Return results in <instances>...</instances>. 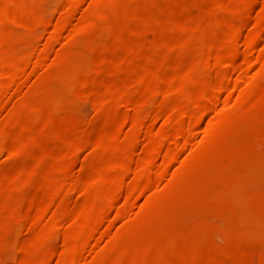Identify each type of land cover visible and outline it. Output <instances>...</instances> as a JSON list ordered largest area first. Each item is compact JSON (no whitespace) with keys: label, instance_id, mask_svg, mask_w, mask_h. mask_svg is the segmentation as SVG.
I'll return each instance as SVG.
<instances>
[{"label":"rangeland","instance_id":"374dc122","mask_svg":"<svg viewBox=\"0 0 264 264\" xmlns=\"http://www.w3.org/2000/svg\"><path fill=\"white\" fill-rule=\"evenodd\" d=\"M61 1L62 0H37V2L44 4L46 12L52 14V16L59 13V4ZM89 1L93 4L91 2L90 4ZM156 1L160 3L163 0H148L150 4H153V2L156 3ZM179 1L182 4V8H184L180 10L181 12L179 11L180 14H178L179 12L177 14H146L142 20L146 22H134V25L140 23L146 26L148 25L147 27L149 30L147 32L150 31L139 41L136 37H131L132 35L129 33L124 35L118 34L117 38L120 40L124 38L128 41L130 40V43L132 42L131 44L151 54L152 47L150 45V40L152 34L167 26L166 28L170 27L172 31L178 32V34L177 32H175L176 34L173 32L174 38L176 35L178 37L180 34L178 38L187 37L185 39H188L185 33H190L192 41L198 42L197 48L199 51V49L201 50L203 47L202 42H208L210 45H215L217 43L216 40L212 38L207 41L199 42L197 35L199 31H202V28L204 31L215 32L216 30V32L219 33L224 30L227 23H234L235 19H237L235 23L239 25L245 21L247 23L245 27H241L240 36L238 35L235 38L236 41L234 40V47L237 49L239 56H241L244 45V38L242 36H246L247 32L255 31V25L258 22L260 23L264 16V0H208V2L196 3L191 12L186 11V7L188 6L186 0ZM99 7L100 5L96 4L93 0H87L83 9L80 10L81 12L77 16L78 18L73 20V26L75 25L74 27H82V29H84L87 26L86 23L88 20L92 21L95 19ZM82 16L91 19L88 18L86 22L82 19ZM220 16H223V18ZM113 19L114 18L110 19V25L112 26L116 24V21L112 22ZM172 19L177 26L171 21ZM189 19L194 20L190 22ZM171 22L172 24H170ZM218 25H220L221 28ZM73 26L71 25V27ZM71 27V30L67 29L62 32L56 40L49 44H47L49 36L48 29L40 28L30 34L29 37L27 36L26 40L13 42L11 44L12 46L10 45V48H8V50H10L9 58H11L13 54L26 52L30 54V60H34L38 52L45 47L46 59L44 63L37 66L33 72L29 74V79L27 76V79L25 78L26 81H24V79V82H21L23 85L25 83V85L23 86L21 84V89L19 92H16L19 93V95L15 94V96L13 94V97H8L9 100H7L5 107L0 113L1 118L3 115L2 113H7L8 109H11V103L13 101H19L18 97H25L24 99L22 98L23 100L20 99V101L24 103V106H22L23 110L20 108V114L18 113L17 120L20 122L16 120V117L4 121L6 124H4V138H2V142L4 143L0 144V194L7 197L6 199L8 200L6 203L9 205V208H7L6 211L0 209V220H2L6 214V220L7 216H9L10 219L14 214L22 215V212L25 211V206L15 205V203L24 185H27V183H35L39 179V176V180H43L42 178L45 177L47 179L48 177H53L52 174H55V178L57 177L56 175H59L58 178L60 181L57 180L60 183L63 181L65 187L62 188L63 190H61V192L59 191L60 193L58 192V194L51 197L46 208H37L38 211L28 216L27 220L23 218L24 220L22 219V222L20 221L21 223H18L17 226L12 225L14 227H9L11 229H8V226L4 227L5 232L0 239H3V237L5 239V236L6 239H1L0 241V264H22L26 260L29 261L30 259L34 260L38 257H42L40 255H43L44 251L47 253L53 249V251L61 249L64 254V252L70 250H68V246L67 248L63 247L64 245L61 243V234L66 231V229L67 231L70 229V234L73 232L72 236L75 235L76 237L73 241L75 244L71 241L72 245H78L83 229H80L77 225H72L74 213L71 212L67 216H63L59 213L60 210L58 211L59 207H57V209L55 206L58 205L62 208L63 206H68L69 204L72 206L73 204L75 208L73 206L72 208L74 211H77L79 207L87 205L89 201L92 202V199L99 194V191L105 189L102 185H106L107 183L105 182L107 181L102 178L105 177L108 182L115 183L120 177V173H116L113 169H108L105 163L107 166H116L117 164V166H119L123 163V165H125L132 162L131 164L133 165H130L135 170L138 166L137 155L140 154L139 156H142L145 154L147 143L155 144L154 142L157 141V139L158 141L156 143L161 141L157 136L159 132L156 131L169 129L174 123L171 120L176 119L175 114L166 115L164 117L165 119L163 116L154 117L157 107L166 98L161 94L150 97L148 94H144L145 96L142 95L141 97H145L146 99H144L146 102L143 108L140 107L142 108L141 110L132 111L131 109L130 112L126 111L127 113L129 112L128 114L126 113V119L118 126L119 131H117L120 133H117L118 139H113L114 137L111 138L113 126H107L99 131L95 140L92 139L88 142H78L74 140V149L71 154L67 153L69 144L62 139H58V137H54V139L52 138L51 140H42L37 143V145L35 144V146L31 145L25 152L22 151L26 157L21 153V160H16L18 158L14 160L13 157V159L9 158L11 156H9L8 149L11 147L9 145H12V141L14 140H12V138L14 137L16 139L17 145H15L18 149L19 145L24 143V141H22L24 138L22 137L24 133H26V128L30 125L35 132H38V130L42 132L44 128L52 125L55 128L53 129L58 131L59 134H72L75 136L80 133V131L88 128L99 114V108L102 114L109 109H117L125 112V102L129 99L132 100L136 98L135 93L143 92L145 89H142L145 87L143 84H148L151 81L149 80L151 76L155 77L159 75L163 81L167 82L173 80V75L174 79H176L178 75L180 76L187 72L186 70L188 67H184L183 69L172 63L171 67L169 66L167 70L158 71L156 67L154 68V64L157 65L159 58H154V56L151 55L142 60L130 59L127 61L121 67L122 74L124 73V75L120 78L123 80L120 78L111 79L110 76H106L100 82L91 83L90 77L93 74L92 72L97 68L94 64V59L100 49L108 43L111 37L109 32L110 27L106 26L104 29L92 35L88 34L89 29L84 30L85 32L82 37H80L77 43L73 44L74 46L68 42L70 39L68 35H73L72 31H74L72 30L74 27ZM176 27L177 29L180 27L181 30L180 28L179 31L177 29L175 30L174 28ZM128 37H130V39ZM174 38H169L170 44L175 43L176 38ZM173 39L174 41H172ZM263 45L264 41L260 42L255 50L253 49V52L251 51L247 56H242V58H249L247 60L251 62L258 57H264V53H262L264 51ZM251 53L252 55H250V57L249 54ZM257 53L258 56L256 57ZM116 54H118V50L115 51V55ZM239 56L237 61L240 64L242 61ZM193 60L195 66L199 62V57L196 56V59L194 57ZM193 60L191 63L192 66H190L192 68L194 67ZM244 61L245 58L243 59V62ZM190 67L189 69H191ZM149 68L152 69L150 70ZM256 69L257 65L246 70L247 72L238 71L234 73L235 75L232 74V76L234 75V77H232L233 79L235 77L238 78L237 84H239L230 92L221 93L220 101L215 107V111L212 110L203 117L199 127L194 130V135H191L190 144L185 148L181 147V145L183 146V141L178 139L177 145L178 143L180 144V147L178 146L180 150H176L180 152L175 154L174 162L172 161L173 163H171V166L161 174L162 176L160 175L161 177L152 178L149 182L140 181L141 183L147 184L144 185L145 187L142 190L136 193L131 206L123 209L121 202L119 203L118 201L113 208L106 211L102 222L94 233V237L85 246V249L81 252L82 254L78 256L77 262H74V264H179L180 258L178 257L176 259L162 258V254L168 249V243L172 240L176 241L177 251L180 255V252H185L184 249L187 248L197 236L200 237L199 234L204 236L209 234L210 231L212 233H217L220 239L211 247L213 250L211 249L209 262L207 261L208 263L205 264H259L260 261L264 260V77L258 79L255 78L254 75L253 79L252 75L254 71L256 73ZM154 70H156L155 73ZM139 74L140 76L144 75L142 76L144 77L143 84H141L142 82H138L135 78V76ZM149 74H151L150 78H148ZM167 74L169 75L167 76ZM239 75H242V77ZM131 76H134V78ZM252 80L255 83L252 82ZM113 82L114 84H112ZM27 83V86H31V88H35L37 85V87H41L44 83H50L58 90L61 94L59 98L60 102L57 105L59 108L52 116L47 117L46 115L49 109V98L47 95L39 92L37 94V92H35L36 95L34 94V96L33 94L32 96H24L23 93V96H21L22 94L20 91L23 87V91L27 90ZM252 83L254 84V90H256L254 100L249 104L240 103L237 100L238 94L240 91H244L246 87L252 85ZM108 86L112 88L109 89ZM188 87L190 89L195 88L191 84L190 86L188 85ZM84 88H89L95 94L101 96L102 101L99 105H97L92 97L78 94V91L80 89L84 90ZM116 92L125 95L115 103H112V105H109L111 94ZM16 97L18 98L17 100ZM47 99L48 101L46 103ZM24 100L27 102H24ZM166 100L170 105H173L177 101V97L171 95ZM25 108H27V111L38 109V112L28 117V112L27 114L26 112H24L25 114L21 113L26 111ZM19 115L20 117L22 115L21 120ZM136 117H141L140 119L143 118V121L145 120L146 123L144 122L143 124L145 127H143L142 132L138 133L134 147L126 149L119 141L124 143L125 140L123 137H126L127 132L132 128L131 123L134 120L133 118ZM163 120L169 122L166 121L164 124L162 123ZM22 121L26 124L25 126ZM13 122L17 123L16 126L18 123H20V125L14 127L15 124ZM211 125L217 126V133L208 139L203 135L206 134L209 128L208 126ZM145 128H148L153 134L156 132L155 135L151 136L152 132H150V135L144 132ZM119 136L123 139L121 140L120 138L119 140ZM153 137L155 138L153 139ZM146 140L148 142H146ZM94 142L97 143L94 144ZM116 142L119 143V148ZM22 144L20 146H22ZM114 144L117 146L113 148ZM145 145L146 147L144 148ZM120 147H122L123 150ZM36 148L39 150V153L42 154L39 158L46 160H42L45 163L41 164V162L38 161L40 159L37 158L38 160L35 159L37 161L34 160L33 162H39L41 165H36L32 162L34 166L31 165L26 167L24 164L25 161L32 160L33 155H31L32 153L30 152H32V149L37 151ZM115 148L117 149L116 151ZM142 150L144 152H142ZM44 153H47V155ZM28 154L31 158L28 157ZM134 156L136 157L134 158ZM131 157H133V159ZM134 159H137V161H134ZM98 162L102 167L99 166ZM22 164L24 166H22ZM62 165H67L65 167L66 170L62 171L59 167L61 166L65 169ZM83 167L87 172L84 171L85 169ZM86 167L92 170H87ZM24 168L26 169L23 171ZM101 168L106 169L102 170ZM131 174L130 172L126 176L123 175L122 177L124 178L120 177L122 178L121 180L124 179L123 183L127 184L130 182V177H132ZM78 175H82L81 184L83 185L80 184V188L70 187V181L75 180ZM11 177L14 180L12 181L14 183H12L13 186L11 185L9 188L4 187L3 191L2 183H5L6 179ZM101 181L102 183L105 182L102 184ZM93 185L94 188L91 187ZM66 186L69 187L67 188ZM87 186H90V189H84ZM86 190H89V193ZM84 192L87 194H84ZM90 192H94V194ZM144 201L147 202L144 203ZM37 207H41V205ZM118 210L121 211L120 215H116V211ZM49 224H53L52 232L47 236L40 235L39 232L42 228H51ZM213 225H215L214 228L212 227ZM33 231H35L36 234ZM143 234H147L155 240L158 239L159 244L152 245V247L148 248L137 246L131 248V238L133 239L135 236ZM59 251L56 252L62 254V251ZM54 260L55 258L47 264H54L56 261Z\"/></svg>","mask_w":264,"mask_h":264},{"label":"bare ground","instance_id":"6f19581e","mask_svg":"<svg viewBox=\"0 0 264 264\" xmlns=\"http://www.w3.org/2000/svg\"><path fill=\"white\" fill-rule=\"evenodd\" d=\"M93 1L96 4L100 5L98 12H97V15L94 19L95 21L94 20H92V21L88 20L89 17H87V18H85L83 16H82L83 18L80 17V18L84 19L86 22L88 20V22L86 23L87 26L84 29H82V27L81 28L80 27H74L75 25L73 26L72 22L75 18H78L77 16L81 12L80 10L83 9L87 0H62L59 4V13L55 16H52V14H48V12H46L44 4L41 2H37V0H0V113H1V110L5 107V103H7V100H9L8 97L9 96L13 97L15 94L19 95V93H16V92L17 91L19 92V90L21 89V87L23 85L21 82L26 81L27 76L29 79V74H31L37 66L44 63L45 59H46L45 47L42 48L38 52V54L36 55L34 60H30V54L26 53V52H22L19 54H13L11 56V58H9V51L10 50H8V48H10V45L13 42L26 40L27 36L29 37L30 34L34 33L36 30H38L40 28L41 29H46V28L48 29L49 36H48L47 44H49L52 41L56 40L62 34V32L66 31L67 29H70V27L72 25L74 27V28L71 27V28H73L72 30H74V31H72L73 35L69 34L68 37L70 36V39L68 37L67 38L69 39L68 42L71 45H73V44L77 43V41L80 39V37H82L83 33L85 32L84 30H86V29H89L88 34L92 35L98 31L104 29L106 26L110 27L109 32H110L111 37L109 38L108 43L100 49V51L98 52V54L96 55V57L94 59V64L96 65L97 68H96V70H94L92 72L93 74L90 77L91 83L100 82L106 76H110L111 79L112 78L117 79V78L122 77L124 75V73L122 74L121 67L130 59L142 60L148 56L153 55L154 58L155 57L159 58V61H157V65L154 64V68L156 67L158 69V71L167 70L169 68V66L171 67V63L175 64V65H177L183 69H184V67L185 68L188 67V69H189V67L192 66L191 63H192L193 58L195 57V59H196V56L199 57V62L197 65L194 66V60H193V66H194L193 68L190 67L191 69H189V71L187 69L186 70L187 72L185 71L186 73H183L180 76L178 75V77L176 79H174V77H173L174 75H173L172 76L173 80H170L167 82L163 81V79L159 75H157L155 77L151 76V79H149L151 81L150 82L148 81L149 82L148 84L147 83L143 84L144 83L143 82L144 77H142V76H144V75L140 76V74H139L138 76H135V78L138 82H140V83L142 82L141 84L145 85V87L142 88V89H144V88L145 89L143 90V92L135 93L136 98H134L132 100L129 99L128 101L125 102V105H124L125 112L119 111L117 109H109L108 111L106 110V112L103 111L104 113L102 114L101 109L99 108V111H98L99 114L91 122V124L88 126V128L80 131V133H78L75 136H73L72 134H68V135L59 134L58 131L54 130L55 128L52 125L47 126L44 129L42 128L43 129L42 132H41V130L40 131L38 130V132L36 131L37 132L36 133L35 131H33V128L30 125L29 127L26 128V131H25L26 133H24V136L22 137V138H24V140L22 139V141H24V143L23 144L21 143L22 146H20L21 144L19 145L20 148L18 147V149H17L16 139L14 137L12 138V140L13 139L14 140L12 141V145H9L11 147L8 149V152L10 154L9 156H11L9 158L13 157L14 160L16 158H18L16 160H19V159L21 160L22 154L24 156L25 150H27V148L29 149V147H31V145L35 146V144L37 145V143H39L42 140L43 141L48 140V139L51 140L52 138L54 139V137L55 138L58 137V139H62L67 144H69V148H68L67 153L71 154V152L73 153L72 150L74 149V147H73L74 140L78 141V142H88L89 140H92V139L95 140L97 138L96 136L98 135L99 131L102 128H105L107 126H111V127L113 126V128H112L113 132H112L111 138H113V137H114L113 139L117 138V133H119L118 132L119 131L118 126H120L123 123V121L126 119V117H127L126 111L130 112L131 109H132V111L141 110L145 106V102H146L145 99L146 98L145 97H144L145 99L142 98L141 97L142 95L148 94L150 97L153 95L155 96L156 94H161L166 99L171 95H175L177 97V101L173 105H170L166 99L159 106L157 105L158 107L155 111L156 115L154 117L163 116V118H164L166 115L175 114L176 119L172 118L175 121L170 119L174 123L173 124L171 123L172 126L170 128L168 127L169 129H167V130L161 129L162 131L161 130L156 131V132H159L158 133L159 135H157V134L156 135L158 136L159 140L161 139L160 142L156 143L158 141V139H157V141L154 140L155 144L147 143V147H146V145L144 146V148L146 147L145 154L142 156H139L140 154L139 155L136 154L138 161H137V159H134V161H137L138 166L135 170L131 166V165H133V164H131L132 162L129 164L127 163L125 165H123L124 163L122 165L120 164L121 166L120 165L117 166L118 164L116 166H112V165H109V163H108L109 166H107V164L105 163V166L108 167V169H110V170L113 169L114 171H116V173L117 172L120 173V177H122L123 175L126 176L131 172L132 177H130L131 178L130 182L127 181L128 182L127 184L123 183L124 179L123 180H121V179L124 177H122V178L119 177L115 183H111V182H108V180L105 179V177H104L102 179L106 180L107 182H105V181L104 182L107 184L106 185L103 184L104 182L102 183V181H101V183L103 184L102 186H103V188L105 187V189L101 188L103 190L99 191V194H97L96 197L94 196L95 198L92 199L93 200L92 202L89 201V202H91L90 204H88L89 202L87 203L88 206L83 205V206H81L82 209H81V207H79L77 209V211H74V209L72 208V206L74 207L73 204H72V206H71V204H69L70 206L69 205L63 206L62 208H60L61 206H58V205L55 206L56 208L59 207V209L58 208L57 209H58V211L60 210L59 213H61V215H63V216L64 215L67 216L71 212L74 213V217L72 219L74 221V223L72 221V225L73 224L77 225V227H79L80 229H83L82 235L80 237V243L78 245H72L71 241L73 242L74 238H76V237H75V235H73L74 237L72 236L73 232H72V234H70V232H69V231H71L70 229H69V231H67V229H66V231H64L61 234V240H62L61 243L64 246L62 244L61 245L63 247H66V248L68 246L69 247L68 250L70 249L69 251H66V248H65L66 252H64V254H63V251L61 249H58L56 251H59V250H60L59 252L62 251L61 252L62 254H60V253L58 254L56 251H53L54 249L53 250L51 249L52 251H48L47 253H46V251H44V253H43L44 256L39 252L41 255L40 254H38V255H40L42 257H38L37 259H34V260L30 259L29 261L26 260L22 264H47L49 261L51 262V260L54 258L56 260V261L54 260L56 264H74V262H77L78 256L80 254H82L81 252H83V250L85 249V246L94 237V233L97 230V228L99 227L100 223L102 222V219H103L106 211L113 208L116 205V203H118V201H119V203L121 202L123 209H126L128 206H131L136 193L139 192L140 190H142L145 187L144 185L147 184V183H141L140 181L143 180L145 182H149L152 178L160 176L161 174H163L164 171H166V169L169 166H171V163L174 162L175 154L180 152L179 151L180 150L179 149L180 144L178 143V145H177L178 139L183 141V143L181 142L183 144V146L181 145V147L185 148L188 144H190L189 141L191 140L190 139L191 135L193 134L194 130L197 127H199V124H201L203 117L208 112H210L212 110L215 111V107L217 106V104L220 101L221 93L230 92L235 87H237V85L239 84V83L237 84L238 78H236V77L234 79L232 78L235 75L234 73H236L238 71L243 72V71L249 70V69H251V67L257 65L256 73L254 71L255 74L253 73L252 78L254 75H255V78H258V79L264 77V57H258L254 61H251V62H249L247 60L249 58L246 59V57H244L245 61L243 62L244 58H242V56H247V54L250 53L251 51L253 52V49L255 50L256 46L259 45L260 42L264 41V30H263V28H264V16H263V19L260 21V23L258 21H256L258 23L257 24L255 23L256 24L254 27V28H256L255 31L249 32V33L247 32L246 36L245 35L242 36L244 38V42H243L244 45H243V50L241 52V56H239L237 49L234 47V44H235L234 40L241 33V27L242 26L245 27L247 25V23L245 21L244 23H241L239 25L238 23H235L237 19H235L234 23L232 22V23L226 24V21H225L226 25L224 27V30H222V31L219 30L220 31L219 33H217L216 30H215V32L204 31L203 28H202V31H199V32L197 31L199 33L197 35L199 38L198 39L199 42L207 41L211 38L216 40V42H217L215 45H210V44H208V42H202L203 44L202 43L201 44L203 45V47L201 48V50L199 49V51L197 48L198 42L192 41V38H190V35H191L190 33H187V34L185 33V35L188 36L189 40L185 39L187 37L178 38L180 36V34L178 37L176 35L175 36L176 39H175L174 33L177 31L174 32V31H172V28H170V27L166 28L167 26L164 29L161 28L162 30L159 29V31L157 30V32L152 34V38L150 40L152 52L150 51L151 52V54H150V53L144 52L140 48H137V46H134V44H131L132 42L130 43V40L128 41L125 38L121 39V40L118 39L117 35L118 34L124 35V34L129 33L130 35H132L131 37H133V38L136 37V39L139 41L140 39H142L146 36V33H149L150 31L147 32L149 30L147 27L148 25L146 26V25L141 24V23L138 25H134V22L137 23V22L142 21L144 15H146V14H148V15L149 14H155L156 15V14H160V13L177 14L180 10L184 9V8H182V4L179 0H163L160 3H157V1H156V3L153 2V4H150L148 2V0H105V1L104 0H93ZM186 1H187L186 3L188 4V6L186 7L187 12H189V11L191 12L193 10L195 4L198 2H208V0H186ZM90 2L91 1H89V3ZM261 4H262V2H261ZM180 12L178 14H180ZM181 15H182V13H181ZM201 15H204V14H201ZM80 16H81V14H80ZM198 16H199V13H198ZM215 16H217V15H215ZM118 17H120V18H118ZM220 17L223 18V16H220ZM111 18L117 19V20L113 19V21H112V22L116 21V24L114 26L110 25V19ZM89 19H91V18H89ZM254 19H255V17H254ZM193 20H190V22H192ZM171 21H173V19ZM142 22L144 23L146 21L144 20ZM208 22H210V21H208ZM229 22H230V20H229ZM173 23L175 24V26H177V24L174 21H173ZM193 23H195V22H193ZM253 23H252V25H253ZM74 24H76V23H74ZM170 24H172V22ZM170 24H168V25H170ZM260 25H261V29H260ZM179 26H181V25H179ZM218 26L220 27V25H218ZM179 28L177 29V27H176L174 29L175 30L177 29L179 31ZM209 28H214V27H209ZM183 29H185V28H183ZM180 30H181V28H180ZM177 34H178V32H177ZM192 34H194V33H192ZM243 34H244V32H243ZM128 38L130 39V37H128ZM169 38H174L175 43L170 44ZM174 39L172 41H174ZM172 41H171V43H172ZM201 44H200V46H201ZM136 45H138V44H136ZM200 46H198V47H200ZM263 48H264V45H263ZM116 50H118V54L115 55ZM260 51H262V50H260ZM262 53H264V51ZM250 55H252V53L249 54V56ZM238 56L241 57L242 63H240V64L237 61ZM253 56H252V58H253ZM257 56H258V53L256 54V57ZM153 61H154V59H153ZM195 62H196V60H195ZM239 62H240V59H239ZM155 63H156V61H155ZM150 70H149V73H150ZM155 71L156 70H154V73H155ZM171 71H172V69H171ZM177 73H179V72H177ZM180 73H182V72H180ZM152 74H153V72H152ZM232 74H234V75L232 76ZM150 75L151 74H149L148 78H150ZM168 75L169 74H167V76ZM243 75H244V73H243ZM239 76L242 77V75H239ZM131 77L134 78V76H131ZM148 78H147V80H148ZM120 79L123 80L122 78H120ZM105 80H106V78H105ZM133 80H135V79H133ZM145 80H146V78H145ZM241 80H243V79H241ZM252 82H254V81L252 80ZM28 83L26 84V86L28 85ZM112 84H114V82ZM190 84L193 85L195 88L190 89L188 87V85L190 86ZM24 85H25V83H24ZM37 86L35 88L34 87L31 88V86L30 87L27 86L28 87V88H26L27 90H24V91H23V88H24L23 87L22 90L20 91V93L21 94L23 93L24 96H26V95L32 96V94L34 96L35 92H37V94L39 92L41 94L47 95L49 98V103H48L49 109L46 112V115H47V117L52 116L59 108V106H57V105L60 102L59 98H60L61 94L50 83H44L41 87H37ZM108 87H109V89L112 88L111 86H108ZM24 92L25 93L28 92V93L25 94ZM255 92H256V90H254V84L252 83V85L246 87V89L244 91H240V93L238 94L237 100L240 103L249 104L254 100ZM116 93L111 94V97L109 98V105H112V103H115L122 96L124 97V95H125V94L123 95L120 93L118 94V92H116ZM23 94L21 96H23ZM78 94H81L83 96L92 97L93 100L96 101L97 105H99L100 102L102 101L101 96L95 94L89 88H84V90L80 89L78 91ZM45 95H44V98L46 99ZM17 97H16V100L19 98V101L18 100L15 101L16 103L13 101L11 103V105L13 107L11 106V109H8L7 113H2L3 115L1 114L2 116L0 118V144L4 143V142H2L3 141L2 138H4L3 137L4 136V126L6 125L4 123V121L7 119L10 120L14 117H16V120H17L18 119V113L20 114V112H19L20 108H21V110H23L22 106H24V103H23V101H20V99L23 100L25 97H22L23 99L20 97H18V98ZM142 99H144V100H142ZM47 101H48V99L46 100V103H47ZM24 102H27V101L24 100ZM25 105H26V103H25ZM60 105H61V103H60ZM140 107H142V108H140ZM26 109L27 108H25V110ZM28 109H29V107H28ZM35 109H36V105H35ZM133 109H135V110H133ZM37 110H34V109L31 111L26 110V111H23L21 113L26 112V114H27V112H28V117H29V115H34L36 112H38ZM21 117H22V115H21ZM21 117L19 115L20 120H21ZM23 117H25V116H23ZM140 118L139 117L133 118L134 120L131 123L132 128L130 126L131 129H129V131H128L129 133L127 132L128 135L126 134V137H123L125 140V141L123 140L124 143H122V141H119L121 143V145L123 144L124 148L126 147V149L134 147V145L136 144V141H137L138 133L142 132L143 127H145V126H143L145 120L143 121V118L142 119H140ZM17 121H19V120H17ZM166 121L167 120H163L162 123L165 124ZM167 122H169V121H167ZM22 123L24 124L23 121H22ZM14 124H15L14 127H17L20 125V123H18L17 126H16L17 123H14ZM25 125L26 124H24V126ZM166 125H168V124H166ZM211 126H208L209 128L207 129L206 134L203 135V136H205V138L207 137L209 139L215 133H217L216 132L217 126H215V125H213L212 127ZM21 127H22V125H21ZM150 129H151V127H150ZM39 132H41V133H39ZM144 132H146L147 134L150 135V132H152V131H150L148 128L147 129L145 128ZM155 133L153 134V132H152L151 136L152 135L154 136ZM73 134H74V132H73ZM18 136H19V134H18ZM155 137H153V139ZM120 138L121 137L119 136V140H120ZM123 138H121V140ZM62 140H60V141H62ZM146 142H148V141L146 140ZM95 143H97V142H94V144ZM117 143L118 142H116V144ZM75 144H78V143H75ZM93 146H95V145H93ZM116 146L117 145L114 144L113 148ZM117 147L119 148V143H118ZM113 148H112V150H113ZM120 148L122 149V147H120ZM75 149H76V147H75ZM92 149H91V151H92ZM176 149H179V150L177 151ZM116 150L117 149L115 148V151ZM22 151H24V152H22ZM142 152H144V151L142 150ZM30 153H32L31 155H33V158L30 161H27V162L25 161L24 164L26 167H29L31 165L34 166L32 164V162L35 159L42 156V154L39 153L38 149H37V151L32 149V152H30ZM44 154L47 155V153H44ZM24 157H26V156H24ZM28 157L31 158L30 155ZM135 157L136 156H134V158ZM46 158H47V156H46ZM131 158L133 159V157H131ZM37 160H35V161H37ZM42 160H44V159H40L38 161H40L41 164L45 163L44 161H46V160H44V161H42ZM129 160H131V159H129ZM33 163H35L36 165H41L39 162L38 163L33 162ZM98 164H99V162H98ZM101 164H102V162H101ZM64 165H62V166H64ZM22 166H24V165L22 164ZM66 166H64V168ZM99 166H101V165L99 164ZM59 167L62 169V171L66 170V168L63 169L61 166H59ZM25 169L26 168H24L23 171ZM89 169L90 168H87V170H89ZM105 169H102V170H105ZM90 170H92V169H90ZM84 171H86V169ZM52 175H53V177H48V179L45 177V178H42L43 180H39L40 179V176H39V179L38 180L36 179L37 181L35 183H32V184L27 183V185L26 184L24 185V187L22 188V190L20 192V196H19L17 202L15 203V205L16 204L19 206L24 205L25 206L24 207L25 213L22 212V215H15L14 214V216L11 217L10 219H9V216H7V220L5 217L7 215L6 214L3 217V219L0 220V237H2L3 233L5 232L4 227L8 226V229H11L9 227L17 226L18 223L22 222L21 220L23 218H26V220H27V217L30 215H33L34 214L33 212L38 211L39 208L40 209H44V207L46 208L50 202L51 197L55 196V194H58L59 191L61 192V190H63L62 188L65 186H64L63 181H61L62 183L59 182L60 181L58 178L59 175H56L57 176L56 178L54 176L55 174H52ZM82 175H80V176L78 175V177L75 180L70 181L71 182L70 187L76 188V187L83 185V184H81V181H82L81 176ZM12 181H14V180L11 177V178H7L5 183H2L3 191H4V187L5 188L11 187V185L13 183ZM138 182H140V183H138ZM89 187L90 186H87L84 189H88ZM91 187L94 188V185ZM10 189H12V188H10ZM86 191L88 192L89 190H86ZM85 192H84V194H87ZM90 193L94 194V192L93 193L90 192ZM6 198L7 197H4V195L0 194V209H2L3 211H6V209L9 208V205L6 203V201L8 199H6ZM4 199H6V200H4ZM148 199H150V198H148ZM145 202H147V201H144V203ZM10 204H12V203H10ZM38 205H41V207H37ZM42 206H43V208H42ZM129 209H130V207H129ZM58 211L56 210L57 213H58ZM8 212H9V209H8ZM23 213H24V215H23ZM120 214H121V211H119V210L116 211V215H120ZM4 218H5V221H4ZM242 224H241V226H242ZM12 225H14V226H12ZM52 225L53 224L50 225L51 228H48V227L47 228L44 227L42 229L40 228L41 229V231L39 232L40 235L41 234L44 236L49 235L52 232L51 231ZM214 226L215 225H213L212 227L214 228ZM34 230H36V229H34ZM31 231H32V228H31ZM33 232L36 234L35 231H33ZM208 232H209V229H208ZM39 233H37V234H39ZM201 235L199 234L200 237L197 236V238L194 239L188 245V247L184 249L185 252L181 251L180 255L177 251L176 241H174V240L170 241L168 243L167 251L162 254V258L176 259L178 257V258H180L179 264H205V263H208L209 262L208 260L210 259L211 249H212L211 247H213V245L216 243L217 240L220 239V237L217 233H212L211 231L209 234H206L204 236H201ZM1 239H0V241H1ZM3 239H4V237H3ZM5 239H6V236H5ZM131 240H132L131 245H130L131 248H134L136 246L148 248V247H152V245L159 244L158 239L155 240V239L151 238V236H148L147 234L135 236L133 239L131 238ZM73 244H75V243L73 242ZM63 247H62V249L64 250ZM109 263H111V262H109ZM259 264H264V260L260 261Z\"/></svg>","mask_w":264,"mask_h":264}]
</instances>
